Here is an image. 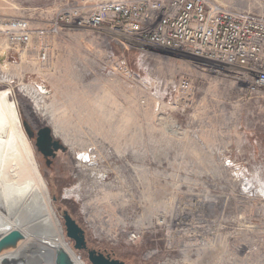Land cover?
Returning <instances> with one entry per match:
<instances>
[{"label":"rangeland","instance_id":"rangeland-1","mask_svg":"<svg viewBox=\"0 0 264 264\" xmlns=\"http://www.w3.org/2000/svg\"><path fill=\"white\" fill-rule=\"evenodd\" d=\"M66 1L0 0V91H12L31 127L58 129L68 148L47 166L20 121L70 248L85 264L89 251L124 264H264V89L105 30L49 32L50 12ZM18 18L34 30L26 51L1 31ZM110 54L131 76L113 70ZM182 78L193 82L191 104L166 95ZM65 212L89 251L66 236Z\"/></svg>","mask_w":264,"mask_h":264},{"label":"built area","instance_id":"built-area-1","mask_svg":"<svg viewBox=\"0 0 264 264\" xmlns=\"http://www.w3.org/2000/svg\"><path fill=\"white\" fill-rule=\"evenodd\" d=\"M243 4L235 8L210 0H68L50 12L48 31L56 33L63 25L105 30L225 69L250 88L264 89V0H243ZM1 31L14 48L31 47L34 30L29 20L8 21ZM41 51L45 60L48 48L42 46ZM108 57L114 71L131 76L124 60L114 54ZM165 90L166 95L176 94L177 103L193 101L189 78L168 84ZM142 234L143 229L133 230L129 240L138 242Z\"/></svg>","mask_w":264,"mask_h":264},{"label":"bare ground","instance_id":"bare-ground-1","mask_svg":"<svg viewBox=\"0 0 264 264\" xmlns=\"http://www.w3.org/2000/svg\"><path fill=\"white\" fill-rule=\"evenodd\" d=\"M32 90L31 97H38ZM12 94L0 91V264H56L60 251L73 264H85L65 241L48 186L22 133L20 112L9 99ZM80 159L96 163L89 152Z\"/></svg>","mask_w":264,"mask_h":264},{"label":"water","instance_id":"water-1","mask_svg":"<svg viewBox=\"0 0 264 264\" xmlns=\"http://www.w3.org/2000/svg\"><path fill=\"white\" fill-rule=\"evenodd\" d=\"M22 124L29 139L32 140L35 137V134L31 126L27 121L24 120H22ZM35 146L45 158H56L58 152L61 151L65 153L68 151V148L65 146V144L55 137L53 129L48 125L42 126L38 131ZM63 218L65 221L64 226L66 228V236L70 240L74 241L75 249L85 250L87 248L85 231L68 212L64 213ZM89 261L91 264H124V262L111 259L110 257L99 254L95 251H89ZM56 264L73 263L66 252L60 251L57 255Z\"/></svg>","mask_w":264,"mask_h":264},{"label":"flooded vegetation","instance_id":"flooded-vegetation-1","mask_svg":"<svg viewBox=\"0 0 264 264\" xmlns=\"http://www.w3.org/2000/svg\"><path fill=\"white\" fill-rule=\"evenodd\" d=\"M41 127H38V128L31 127L32 130H33V132H34V134H35V137L32 140L35 141V142H36L37 133H38V131L40 130ZM42 157H43V159H44V161H45V163H46L47 166H52V164L54 163L55 158H45L43 155H42ZM89 250H90V248H89V246L87 244V248L85 250H82V251H89ZM99 254H102V253H99ZM103 255H105L107 257H110V255H108V254H103Z\"/></svg>","mask_w":264,"mask_h":264}]
</instances>
